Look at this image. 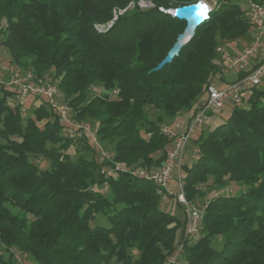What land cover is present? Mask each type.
Returning a JSON list of instances; mask_svg holds the SVG:
<instances>
[{
  "label": "trees",
  "instance_id": "1",
  "mask_svg": "<svg viewBox=\"0 0 264 264\" xmlns=\"http://www.w3.org/2000/svg\"><path fill=\"white\" fill-rule=\"evenodd\" d=\"M141 1L0 0L10 61L57 80L72 117L96 123L111 154L84 133L64 134L42 98L21 114L0 83V264H164L182 239L186 214L161 209L162 189L124 167L163 163L161 126L203 101L217 45L243 46L249 24L238 2L213 0L190 41L153 70L186 25L164 10L197 0ZM247 97L182 161L186 199L206 205L181 264H264V87Z\"/></svg>",
  "mask_w": 264,
  "mask_h": 264
},
{
  "label": "built area",
  "instance_id": "2",
  "mask_svg": "<svg viewBox=\"0 0 264 264\" xmlns=\"http://www.w3.org/2000/svg\"><path fill=\"white\" fill-rule=\"evenodd\" d=\"M243 7L249 27L247 42L237 48L230 41L224 40L216 47L221 55L216 62L209 81L204 87V99L191 111L185 123L162 125L161 131L170 139L167 154L163 163L157 167H124L134 175L150 180L162 189V199H173L186 211L185 227L182 239L170 251L164 264H181L184 242L194 243L200 238L202 215L205 203L195 205L186 199L183 188L181 164L188 139L195 133L198 124L210 115H218L229 107L244 106L247 96L254 88L264 87V0H245ZM12 92L13 103L24 113L31 102L37 98L44 99L52 108L55 116L63 124L62 132L71 136L84 133L91 145L99 150L102 156L111 154L105 151L97 135V128L91 124H82L71 117L69 106L60 101L58 81L51 78H40L32 71H21L10 68L9 77L0 81ZM229 110V111H230ZM198 150L195 148L194 154ZM115 169H119L115 164ZM107 173L113 170L106 168Z\"/></svg>",
  "mask_w": 264,
  "mask_h": 264
},
{
  "label": "rangeland",
  "instance_id": "3",
  "mask_svg": "<svg viewBox=\"0 0 264 264\" xmlns=\"http://www.w3.org/2000/svg\"><path fill=\"white\" fill-rule=\"evenodd\" d=\"M198 1V0H197ZM203 1V3H207L209 5V7L211 8V6H213V3H215L213 0H201V2ZM235 2H238L241 6H245L246 5V2L245 0H235ZM150 2L149 0H143L140 2V5L141 6H147L149 5ZM3 36H0V81L4 82L5 80H7V78L9 77V71H10V68H17L21 71H31V70H28V69H24L22 68V66H19V65H16L15 63L11 62L10 61V55H9V52L8 50L3 46L2 44V38ZM227 40V39H225ZM227 41H230V43H232L233 45H235L236 47H239L237 46V44L239 43L241 46H242V42L244 41H241L239 42L238 40H235V41H231V40H227ZM33 72V71H32ZM34 73V72H33ZM35 74V73H34ZM37 76V74H35ZM39 77V76H38ZM40 78H46V79H49L52 77H48L47 75L44 76V77H40ZM98 88L99 86L98 85H93L91 87V93H95V92H98ZM60 101L64 102L63 101V94L62 92H60ZM65 103V102H64ZM34 102H31L29 105H28V108L26 109L25 112H27V110H31ZM67 104V103H66ZM49 106V105H48ZM50 107V106H49ZM51 108V107H50ZM229 109V108H228ZM52 110V108H51ZM230 110V109H229ZM28 111V112H29ZM53 111V110H52ZM24 112V113H25ZM69 112H71V117H72V111L70 109V106H69ZM147 112L149 114V116L151 118H153L154 116V112H155V108L152 107V106H149L148 109H147ZM21 113V111H20ZM24 113H21V114H24ZM31 112H29L28 114H30ZM226 116L227 114L226 113H221V114H218V115H210L209 117H207L206 119L203 120L202 123L196 125V126H200L202 128V133H195L193 134L187 141L186 143V146H185V161H186V164H190L192 161H194L196 159V155L194 154V150L196 148V138L200 135V134H206L208 131H210L214 126H216L218 123L220 124V122H223L225 119H226ZM74 118V117H73ZM75 119V118H74ZM87 124H91L93 127H97L96 123L94 122H85ZM84 123V124H85ZM167 125H170L169 123ZM168 147V146H167ZM71 150L74 154V156L78 155L77 152L74 151V148L73 146H71ZM107 151V150H105ZM83 154L87 155L88 153L87 152H83ZM37 162V164L39 165L40 168H46L48 166V160L42 158V157H39L35 160ZM229 187H232V186H229ZM233 188V187H232ZM169 200V199H168ZM168 200H161L159 202V207L163 210H167V211H170L174 214H176L179 218H182L183 217V214L185 213L186 214V211H185V208H183V206L179 205L175 200L171 199L170 201ZM215 245V244H214ZM217 245V244H216ZM2 245L0 244V250L1 249ZM14 254H15V257L17 260L21 261V262H25L27 260V257L25 256H21L19 254V252H17L16 250L14 251Z\"/></svg>",
  "mask_w": 264,
  "mask_h": 264
},
{
  "label": "water",
  "instance_id": "4",
  "mask_svg": "<svg viewBox=\"0 0 264 264\" xmlns=\"http://www.w3.org/2000/svg\"><path fill=\"white\" fill-rule=\"evenodd\" d=\"M202 2L198 0L193 3H188L185 5L173 7L166 9L164 11L172 14L174 18L183 19L186 21V25L182 32H180L172 46L168 49L164 58L158 62V64L153 68V70H158L162 68L165 63L172 61L180 49L193 37L196 28L201 24L208 16L210 8L207 7V11L201 8Z\"/></svg>",
  "mask_w": 264,
  "mask_h": 264
},
{
  "label": "crops",
  "instance_id": "5",
  "mask_svg": "<svg viewBox=\"0 0 264 264\" xmlns=\"http://www.w3.org/2000/svg\"><path fill=\"white\" fill-rule=\"evenodd\" d=\"M228 108L225 109L224 113L227 114L229 112V109ZM191 113L192 112L190 110L183 111V112H179V114L173 119V121L170 123V125H174L176 123L185 124L189 120ZM197 132L198 133H202V128L200 126H197L195 133H197ZM183 154H184V156H183V162L186 163V161L184 159L185 158V152ZM170 200L171 199H169L168 201H170Z\"/></svg>",
  "mask_w": 264,
  "mask_h": 264
},
{
  "label": "snow or ice",
  "instance_id": "6",
  "mask_svg": "<svg viewBox=\"0 0 264 264\" xmlns=\"http://www.w3.org/2000/svg\"><path fill=\"white\" fill-rule=\"evenodd\" d=\"M201 8H203L205 11H207V6L206 5H201Z\"/></svg>",
  "mask_w": 264,
  "mask_h": 264
},
{
  "label": "bare ground",
  "instance_id": "7",
  "mask_svg": "<svg viewBox=\"0 0 264 264\" xmlns=\"http://www.w3.org/2000/svg\"><path fill=\"white\" fill-rule=\"evenodd\" d=\"M202 4L203 5H206L208 8H210L209 5L207 3H203V1H202Z\"/></svg>",
  "mask_w": 264,
  "mask_h": 264
}]
</instances>
